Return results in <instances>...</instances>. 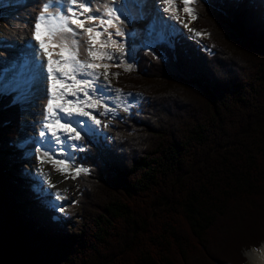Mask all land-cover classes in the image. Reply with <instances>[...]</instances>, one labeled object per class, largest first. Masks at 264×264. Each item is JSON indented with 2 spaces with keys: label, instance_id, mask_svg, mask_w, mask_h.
I'll return each mask as SVG.
<instances>
[{
  "label": "trees",
  "instance_id": "16d2710c",
  "mask_svg": "<svg viewBox=\"0 0 264 264\" xmlns=\"http://www.w3.org/2000/svg\"><path fill=\"white\" fill-rule=\"evenodd\" d=\"M193 7L207 50L181 37L111 72L142 99L85 145L61 213L17 176L22 108L0 93V264H247L263 245L264 0Z\"/></svg>",
  "mask_w": 264,
  "mask_h": 264
},
{
  "label": "snow or ice",
  "instance_id": "6c2138e0",
  "mask_svg": "<svg viewBox=\"0 0 264 264\" xmlns=\"http://www.w3.org/2000/svg\"><path fill=\"white\" fill-rule=\"evenodd\" d=\"M162 2L169 5L163 9L164 12L178 11L176 0ZM180 2L183 4L182 10L189 14L192 20L197 19L195 8L191 6L197 0ZM142 7L140 0H125L123 3L121 0H109V3L103 5V12L100 8L93 7L92 0H44L41 4L40 11L33 21L32 35L39 48L29 42V50L22 54L20 61L0 72V91L15 92L16 100L25 101L34 94V86L39 85V90L46 100L41 113V139L36 141V151L41 152L37 159L41 163H52L61 174L74 173L72 179L89 173L87 167L75 163L76 157L72 151H84L85 146L69 144L68 141H82L84 137L94 139L101 135L99 126L102 121L93 112H98L99 116H108L114 111L107 103L112 99L108 69L121 66L114 53L106 49L111 48L115 52L125 54L126 43L118 41L116 37L134 39L136 34L125 31L120 25L126 24L131 18L130 8ZM184 27H187V24ZM189 31L196 37L204 34L194 29ZM64 33L69 36L64 37ZM77 37H87L85 51L89 60L79 58L80 41ZM162 39V35L156 36L155 39L144 41L142 46L151 51ZM43 58H47L46 69ZM105 60L113 63H103ZM132 67L133 65L128 64L124 70L130 71ZM100 68L104 69L103 73L98 71ZM9 72L12 73L11 77L8 76ZM101 75L103 81L100 80ZM114 91L117 98L122 93L119 88ZM124 111H129V108L125 107ZM88 120L98 127L93 128ZM102 126L107 128L109 123H103ZM56 145H60L59 149ZM41 175L48 180V174L43 170ZM67 178L65 176V179ZM49 186L54 187L51 184ZM55 196L57 199H66L59 191ZM59 210L64 211L62 207Z\"/></svg>",
  "mask_w": 264,
  "mask_h": 264
},
{
  "label": "rangeland",
  "instance_id": "374dc122",
  "mask_svg": "<svg viewBox=\"0 0 264 264\" xmlns=\"http://www.w3.org/2000/svg\"><path fill=\"white\" fill-rule=\"evenodd\" d=\"M12 2H14L13 0H11ZM155 2V0H153ZM148 2V0H147ZM146 2V3H147ZM177 3V14L179 12V10H182V8H180V3L178 0H176ZM154 4V3H153ZM152 5V4H151ZM18 7V6H17ZM154 7V5L152 6ZM19 9V7H18ZM18 9H13V10H18ZM9 10H11V8H9ZM20 10V9H19ZM148 10V8H147ZM3 13H7V12H3ZM185 18H188L189 15L187 13H185ZM2 15V14H1ZM12 17L8 19V21H3L2 19L0 22V42H2L1 44H3V41H6L9 37H11V34L13 31V28L16 26V23L19 19L20 13L17 14L16 12L11 13ZM176 16H173V19ZM147 20H149V18H147ZM146 20V21H147ZM146 21H141L138 23H129V24H122L121 27L124 28L125 31L129 30V28H136L138 29L139 26H141L143 23H146ZM175 23V25L177 26L179 24V22H176L175 19L173 21ZM2 23V24H1ZM20 22H18L17 25H19ZM140 23V24H139ZM6 26V28H5ZM81 31V30H79ZM146 32V30L143 31L142 35H144ZM182 32H185V36L189 37L191 35H193L188 29L185 31L182 29ZM80 41V49H79V58L81 60H89L90 58L87 55V52L85 51L87 45L86 43L80 39L77 38ZM116 39L118 41H123V39H120L119 37H116ZM127 38H124V41L127 42L128 40H126ZM8 42V40H7ZM134 46H132V44L129 42L128 44H126V53L124 54V59L126 60H122L123 58V54L115 52L114 49H106L109 52H113L114 55L117 57V59L121 62V66L120 67H112L113 68H120V69H124L128 64H131V58H126L129 57L131 52L134 51ZM7 52V51H6ZM4 51H2V57L0 55V69H6V65L5 61L7 60L5 58V53ZM1 53V52H0ZM104 63H113L110 61H103ZM15 63V62H14ZM13 63V64H14ZM12 64V65H13ZM132 65V64H131ZM12 67V66H11ZM10 67V68H11ZM103 70H100V73H103ZM112 80H114V76H111V73H109V77H108V81H110L111 85H112ZM101 81H103V75H101ZM111 96L112 99L109 100V105L110 107H112L114 109L113 112H110L108 116H99L98 112H93L94 115H97V117L103 121L105 118H110L112 120H114L115 118H118V111H124V108L127 107L129 108V111H125V112H130L131 108L133 106H136L140 100L139 96H131V95H126L124 96L123 94H120V96L117 98V95L113 89V87H111ZM32 97V96H31ZM117 105L119 107H117ZM20 106H21V110H22V125L21 128L19 130L18 133V137L15 141V144L18 145L20 148H22L23 150V154L21 157V163L19 164V172L18 175L17 174H12L17 175V176H21L23 178V181H25L26 183H28L29 187L34 189V193H36L38 195V198L40 200V202L43 204H46L48 206H52L56 205L54 208L60 209L61 207L65 206V204H67L71 199L74 198V190L72 188L73 185V179L71 178L72 175L74 173L72 172H66L71 174V176H69V178L65 179L63 176L64 174H54L52 175V173L54 172V170H56V167L53 169L52 163L50 162H44L41 163L38 159H37V155L40 154V152H37L34 149V144L37 141V139L35 137H37V130L39 127V120L37 123V116L39 114H36V110L38 109V102L36 97L32 98H28L25 101H21L20 102ZM89 111H92L91 109H88ZM103 109H101L100 111H102ZM85 119L87 120V117H81V119ZM88 123L92 125L93 128H97L98 126L95 125L91 120H88ZM101 129L102 126H99V130L101 133ZM84 139H90L89 137H85ZM92 140V139H91ZM28 142H30L31 144H29ZM69 144H82L81 141H72L69 140L68 141ZM73 153L75 150H72ZM36 152V154H35ZM41 170H43L44 173L48 174V177H50L51 183L52 185H54V187H47L45 186V182H40L39 181V175H41ZM43 176V175H42ZM44 177V176H43ZM37 181L40 182L39 184H37ZM45 186V187H44ZM67 190V191H65ZM59 191L61 196L66 197V199H57L56 196H54V194ZM44 192V194H46V196L41 195V193ZM264 244V243H263ZM263 245H261L262 247ZM261 247L259 249H257V251H260ZM250 251H253L250 250ZM250 251H246L245 252V256L247 258V264H255L254 261H252L250 259L249 256V252ZM255 251V250H254ZM203 264V263H201Z\"/></svg>",
  "mask_w": 264,
  "mask_h": 264
},
{
  "label": "bare ground",
  "instance_id": "6f19581e",
  "mask_svg": "<svg viewBox=\"0 0 264 264\" xmlns=\"http://www.w3.org/2000/svg\"><path fill=\"white\" fill-rule=\"evenodd\" d=\"M103 1L104 0H92V3L94 4V8H100L101 12H103ZM43 2L44 0H22V5L18 6L19 9L22 10V12L20 13L16 26L13 28V31H11L12 32L11 37L8 38V42L6 43L8 47H7V52L5 53V58L7 59L4 64L6 65L5 68H10L14 62H17L18 60H20L22 54L28 52L29 42H31L32 44H35L37 49L39 48L38 43L37 42L35 43L31 40L32 28L30 26L31 24L30 20H31V17H33L32 22L34 21V18L39 13L40 6ZM123 2H125V0H123ZM107 3H109V0H107ZM153 3H154L153 0H148L146 4L148 5L152 4L153 6L154 5ZM109 6H111V4H109ZM161 6H163L164 8L168 7L163 2ZM129 13L132 14L130 9H129ZM156 18L157 20H155V23L160 24L161 20L159 19V16L157 15ZM18 22H20L19 25H17ZM149 24L150 22L149 20H147L146 23H143L141 25V27L143 28V30H145L144 28L148 26ZM110 31H114V29H110ZM164 33H165V29H161V30L159 29L157 32V35L164 36ZM62 35L64 37L69 36V34L67 33H64ZM3 51L5 52V50ZM55 58H58V57H54V59ZM43 59H44V64H45V69H46L47 58H43ZM94 62H99V61H94ZM34 88L36 90V95L34 97H36L37 102H38V109L36 110V114H39L36 117L37 123H38V121L42 118L41 113L44 110L46 100L42 92L39 90V85L34 86ZM248 254L250 256V259L254 261L255 264H264V244L261 247L260 251L253 250V251H250Z\"/></svg>",
  "mask_w": 264,
  "mask_h": 264
}]
</instances>
